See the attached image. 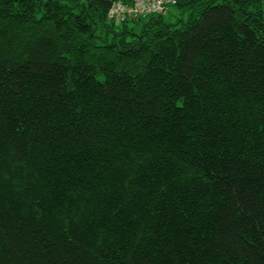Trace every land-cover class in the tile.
I'll use <instances>...</instances> for the list:
<instances>
[{"label": "trees", "instance_id": "trees-1", "mask_svg": "<svg viewBox=\"0 0 264 264\" xmlns=\"http://www.w3.org/2000/svg\"><path fill=\"white\" fill-rule=\"evenodd\" d=\"M117 1L0 0V264H264V0Z\"/></svg>", "mask_w": 264, "mask_h": 264}, {"label": "built area", "instance_id": "built-area-1", "mask_svg": "<svg viewBox=\"0 0 264 264\" xmlns=\"http://www.w3.org/2000/svg\"><path fill=\"white\" fill-rule=\"evenodd\" d=\"M175 0H130L115 2L108 14L110 19H126L128 16H148L164 13Z\"/></svg>", "mask_w": 264, "mask_h": 264}, {"label": "rangeland", "instance_id": "rangeland-1", "mask_svg": "<svg viewBox=\"0 0 264 264\" xmlns=\"http://www.w3.org/2000/svg\"><path fill=\"white\" fill-rule=\"evenodd\" d=\"M174 10H175V8H173V7L170 8V12H173ZM166 13H168V12H166Z\"/></svg>", "mask_w": 264, "mask_h": 264}, {"label": "bare ground", "instance_id": "bare-ground-1", "mask_svg": "<svg viewBox=\"0 0 264 264\" xmlns=\"http://www.w3.org/2000/svg\"><path fill=\"white\" fill-rule=\"evenodd\" d=\"M126 2H127V0H126ZM166 13V12H165ZM115 20V19H114ZM118 19H116L115 21H117Z\"/></svg>", "mask_w": 264, "mask_h": 264}]
</instances>
